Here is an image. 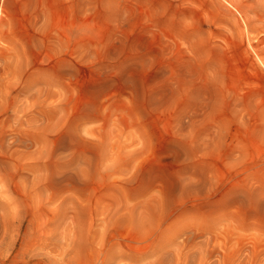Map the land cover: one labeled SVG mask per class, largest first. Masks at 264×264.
Returning <instances> with one entry per match:
<instances>
[{"label":"rangeland","instance_id":"rangeland-1","mask_svg":"<svg viewBox=\"0 0 264 264\" xmlns=\"http://www.w3.org/2000/svg\"><path fill=\"white\" fill-rule=\"evenodd\" d=\"M0 264H264V0H0Z\"/></svg>","mask_w":264,"mask_h":264}]
</instances>
